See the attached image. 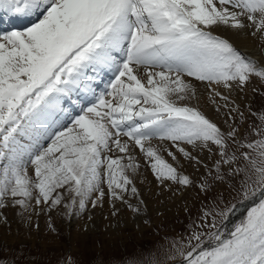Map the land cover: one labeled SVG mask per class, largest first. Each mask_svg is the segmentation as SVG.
<instances>
[{
  "label": "snow or ice",
  "instance_id": "obj_1",
  "mask_svg": "<svg viewBox=\"0 0 264 264\" xmlns=\"http://www.w3.org/2000/svg\"><path fill=\"white\" fill-rule=\"evenodd\" d=\"M21 17L0 30V209L25 224L46 215L51 232V213L105 203L135 221L147 214L141 158L155 197L196 183L185 164L203 167L196 186L208 202L157 251L63 264H264V108L232 98L253 77L264 83V0H0V24ZM220 29L257 40L258 58ZM224 184L235 197H208Z\"/></svg>",
  "mask_w": 264,
  "mask_h": 264
},
{
  "label": "rangeland",
  "instance_id": "obj_2",
  "mask_svg": "<svg viewBox=\"0 0 264 264\" xmlns=\"http://www.w3.org/2000/svg\"><path fill=\"white\" fill-rule=\"evenodd\" d=\"M241 49L238 48L240 51ZM253 88L257 89V91L253 92ZM262 92H264V83H261L258 78L253 77L245 92L240 93L239 97L243 96L244 99L238 103L243 107L244 104L250 101L253 112H257L261 108H264V96L261 95ZM237 97L234 99L237 100ZM246 115L249 116L251 121H256L255 116L247 112ZM220 124L223 126V117ZM205 154L208 153L205 152ZM203 173L204 168L201 167L197 173L190 175L196 183L192 187L177 193L176 196H171L172 200L168 196L170 192L165 193L167 197L164 199V204L172 205L168 212L164 210L165 206L162 205L160 208H154V204L151 205V203L146 202L147 199H144L147 205V214L143 217H138L134 221L132 215L131 217L122 216V220L119 219L121 223L106 224L108 226H104L103 228L99 227L97 219L92 217L91 220L89 218L85 220V224H87L86 231L85 227L80 231L73 225V220H71L73 217L66 219L59 216L57 221L51 220V223L57 230L56 232H51L48 229L49 217L47 216L42 229L40 228V225H42L41 217L32 220L30 224H25L29 228L27 232L21 230L20 225L23 223L19 221L21 218L19 217V220H16V217H18L16 208L8 206L11 210L7 212V218H5L7 214L1 212L0 259L19 257L16 260V264H63L67 259L77 262L82 260L89 261L97 253L102 254L105 258L115 257L121 259L132 255L143 258L145 254L157 251V243L163 244L166 234L171 236L174 233L183 231L188 224L189 217L195 218L202 203L208 202V199L203 193H200L196 186L200 182L199 178ZM226 189V184L214 187L213 191L208 194V197L210 198L214 194L219 195L222 192L225 202H228L236 194L231 193L230 196ZM173 197L176 198V202L171 204L174 199ZM236 199L238 200L239 197ZM232 202L235 203L236 200H232ZM185 206L188 208L187 212L184 210ZM158 212H162L163 215H157ZM5 219L6 223L4 222ZM145 220L149 221V223L145 224ZM137 223L140 224L139 230L136 227ZM113 224L116 226L112 227L111 225ZM37 225L38 228L36 227ZM101 229L110 234H117L114 237V241L109 240L108 233L104 237V239L106 238L104 240L101 236Z\"/></svg>",
  "mask_w": 264,
  "mask_h": 264
},
{
  "label": "bare ground",
  "instance_id": "obj_3",
  "mask_svg": "<svg viewBox=\"0 0 264 264\" xmlns=\"http://www.w3.org/2000/svg\"><path fill=\"white\" fill-rule=\"evenodd\" d=\"M218 31H221L225 36L229 37L231 39V42L234 44L235 47L242 48L241 49L242 52H246V53L252 55L254 58H258L259 50L257 48V44L259 42L257 40H255L253 37H251L250 35H244V34H234L231 31H226V30H223V29H220ZM196 83H197L198 92L206 99L207 98V92H206V90L204 88V85L200 84L199 82H196ZM236 96L239 97L240 93L238 92V95H237V92L232 94V98H236ZM238 97H237V102H240L241 99H240V97L239 98ZM201 102L203 103V100ZM221 103H223V102L221 101ZM205 111H207L208 114L213 117V119L217 120L218 123H221L222 116H219L216 113L215 107L213 105H210V104L207 105L205 107ZM164 155H165V158L168 159L169 162H171L170 158H168L166 156V153ZM207 155L208 154L204 153L205 162L206 163H210L211 161L207 160ZM185 168H186V173L185 174H188V175H193V174L197 173L199 171V169H201V167H199L198 170L194 169L193 167L189 166L188 164H185ZM188 169H190V170L188 171ZM136 184H137V187L140 189L141 193L143 194V198L145 200L147 199L146 202L151 203V205L154 204V206H153L154 208L155 207L156 208H158V207L160 208V206L163 205V206H165V208H164L165 211H167V212L170 211V208H171L172 205H170V204L168 205V204H164V203L163 204H159L157 202L158 199H162L164 201L165 197H167V196L164 195V196H161V197H155L154 195H150V193L154 194L158 189L156 188V181H155L154 176L151 173L150 168H148V167H146L144 165V162H143L142 158H141V168L139 170V175L136 178ZM168 196L171 197L172 193H169ZM173 198L174 199H173V202H171V204H174L176 202V198L175 197H173ZM170 200H172V197H171ZM9 206H11V205H9ZM117 206L119 207V205H117ZM0 210H1L0 213L3 212V214H7V216L5 217V218H7L8 217V213L7 212L10 211L11 209L6 207V208H2ZM15 210L18 211L17 209H15ZM89 215H91L94 219H97L96 221H97L98 226L99 227L101 226L103 228L104 226H106V224L110 225V224H112L114 222H117L118 219L122 220V216L131 217L132 213L130 211H128L127 208L125 207V208L122 209V211L120 213V216L118 218H113L109 214V209H108L107 203H105V206H104L103 210L95 209V210H92L90 212H85L82 215V217H75L74 216L73 219H71V220H73V225H75V227L78 230H80V231L83 230L84 226H85V220L89 218ZM59 216L60 215H58L57 213L53 212V213H51V217H52L51 220L52 221H57ZM106 216L108 217L107 219H105ZM38 217H41V219H42L41 220L42 225H40V228L42 229L43 224H45V219H46L47 216L42 214V215H40ZM38 217L37 216H33L32 220H36V218H38ZM0 220H1V216H0ZM16 220H19V216L16 217ZM19 221H20V223L23 222L20 225L21 230L27 231L29 229L28 225L25 226L24 221H22V220H19ZM100 231L102 233L101 236L104 239V237L106 236V234L108 232H104V231H102V229ZM108 234H109V237H108L109 240L110 241H114V237L117 234H115V233L114 234L108 233ZM80 237H78V238H80Z\"/></svg>",
  "mask_w": 264,
  "mask_h": 264
},
{
  "label": "water",
  "instance_id": "obj_4",
  "mask_svg": "<svg viewBox=\"0 0 264 264\" xmlns=\"http://www.w3.org/2000/svg\"><path fill=\"white\" fill-rule=\"evenodd\" d=\"M248 206V203H246L245 205H244V208H246Z\"/></svg>",
  "mask_w": 264,
  "mask_h": 264
}]
</instances>
